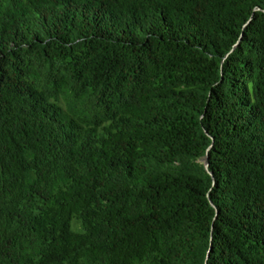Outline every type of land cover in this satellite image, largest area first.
I'll return each mask as SVG.
<instances>
[{
    "label": "trees",
    "instance_id": "1",
    "mask_svg": "<svg viewBox=\"0 0 264 264\" xmlns=\"http://www.w3.org/2000/svg\"><path fill=\"white\" fill-rule=\"evenodd\" d=\"M0 264H264V0H0Z\"/></svg>",
    "mask_w": 264,
    "mask_h": 264
},
{
    "label": "water",
    "instance_id": "2",
    "mask_svg": "<svg viewBox=\"0 0 264 264\" xmlns=\"http://www.w3.org/2000/svg\"><path fill=\"white\" fill-rule=\"evenodd\" d=\"M256 11H260V9H257ZM212 146H213V144H212ZM212 146L208 149V152L210 151V149L212 148ZM200 163L204 164L205 170L209 173V175H210L212 178H214L213 173L209 171V165H210V164H209V154H208V153L206 154V156H205L204 158H202V159L200 160ZM211 206H212V208H214L215 211H216L215 219H217L218 214H219V211L217 210V208L215 207V205H214L213 203H211ZM212 232H213V227H212ZM212 232H211V234H212ZM211 240H212V239H211ZM211 250H212V244H211V246H210V250H209V252H208L209 255H210V253H211ZM209 257H210V256L207 257V260L209 259Z\"/></svg>",
    "mask_w": 264,
    "mask_h": 264
}]
</instances>
